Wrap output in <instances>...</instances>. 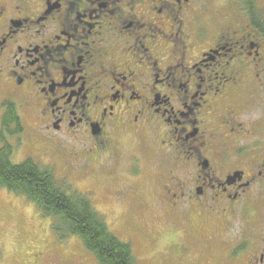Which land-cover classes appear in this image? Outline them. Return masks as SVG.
I'll return each instance as SVG.
<instances>
[{"label":"flooded vegetation","instance_id":"flooded-vegetation-1","mask_svg":"<svg viewBox=\"0 0 264 264\" xmlns=\"http://www.w3.org/2000/svg\"><path fill=\"white\" fill-rule=\"evenodd\" d=\"M0 98L125 176L156 264H264V0H0Z\"/></svg>","mask_w":264,"mask_h":264},{"label":"rangeland","instance_id":"rangeland-1","mask_svg":"<svg viewBox=\"0 0 264 264\" xmlns=\"http://www.w3.org/2000/svg\"><path fill=\"white\" fill-rule=\"evenodd\" d=\"M17 107L23 119V132L19 136H11L7 131L3 139L1 119L4 109L0 98V148L5 143L13 147L11 162L18 164L32 159L51 169L58 182L92 200L110 230L122 241L132 245L138 264H156L157 249L145 246L142 234L145 223L154 224V211L148 212L146 218L142 215L134 216L132 209L108 196L116 183L126 181L125 176L119 171L109 173L111 171L96 170L89 174L67 172L57 149L60 144L69 145L71 142L65 137L48 140L39 132L31 130L28 125L35 124L37 113L24 109L20 102ZM153 176L154 173L149 171L146 177L149 180ZM53 223L55 218L44 216L25 195L0 186V264H32L35 252L43 255V261L50 260L52 264H99L78 235L65 237L58 234L53 229ZM130 234L135 236V242Z\"/></svg>","mask_w":264,"mask_h":264},{"label":"trees","instance_id":"trees-1","mask_svg":"<svg viewBox=\"0 0 264 264\" xmlns=\"http://www.w3.org/2000/svg\"><path fill=\"white\" fill-rule=\"evenodd\" d=\"M2 106V138L4 129L11 136H19L23 124L16 103L4 100ZM12 149L9 143L0 148V186L25 195L44 216L55 218L53 229L56 233L65 237L78 235L99 264H138L132 245L110 230L87 195L69 190L70 186L58 182L51 169L32 159L12 163Z\"/></svg>","mask_w":264,"mask_h":264}]
</instances>
